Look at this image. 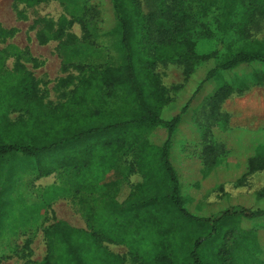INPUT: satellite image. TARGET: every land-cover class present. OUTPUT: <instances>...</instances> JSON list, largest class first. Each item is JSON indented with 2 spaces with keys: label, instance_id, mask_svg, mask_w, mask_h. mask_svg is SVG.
<instances>
[{
  "label": "trees",
  "instance_id": "16d2710c",
  "mask_svg": "<svg viewBox=\"0 0 264 264\" xmlns=\"http://www.w3.org/2000/svg\"><path fill=\"white\" fill-rule=\"evenodd\" d=\"M21 1L36 4L43 0ZM111 2L119 22L121 64L87 67L64 103L46 105L34 74L20 61L9 70L7 53L0 50V159L31 163L39 178L72 168L77 183L83 188L90 185L85 190L94 194L116 185L112 166L120 154H131L135 156L131 170L143 179L138 190L123 201H101V216H93L92 231L55 218L45 231L47 250L41 264H126L124 257L110 252L107 243L126 244L139 264H207L211 257L217 264H227L220 261L221 255L233 252L219 245L226 236L223 221L262 218L264 208L229 209L217 218L191 213L171 162V144L194 97L220 72L246 64L255 70V85L264 86V41L248 40V24L235 23L241 6L249 1H217L212 14L215 38L224 45L221 55L198 51L201 35L210 32V26L201 21L209 16V0H156V12L149 15L142 13L141 0ZM263 6L254 3L246 14L264 16ZM232 32L241 42L234 40ZM167 61L183 67L185 82L173 88L174 95L156 73L157 65ZM234 91L220 88L212 105L221 106ZM114 92L122 95L123 110L93 107L103 94ZM15 113L19 116L12 120ZM159 128L167 132L162 145L150 140ZM257 169L264 171V159L250 161V173ZM12 187L8 185V193ZM53 191L57 188L48 190V197ZM258 199L264 200V190Z\"/></svg>",
  "mask_w": 264,
  "mask_h": 264
},
{
  "label": "rangeland",
  "instance_id": "374dc122",
  "mask_svg": "<svg viewBox=\"0 0 264 264\" xmlns=\"http://www.w3.org/2000/svg\"><path fill=\"white\" fill-rule=\"evenodd\" d=\"M209 1V16L201 18V21L210 26V32H203L201 35L198 51L201 54L221 55L224 45L215 38V18L212 14L218 7V0ZM246 1L249 2L241 6L235 23L248 24V40L264 41V16L251 17L246 14V10L254 3L264 5V1ZM141 3L144 15L156 12V0H141ZM118 27L119 22L111 0H43L36 4H27L21 0H0V50L7 53L6 66L12 70L17 61L24 64L36 77L40 94L48 106L68 101L83 73L88 72L87 67L115 68L121 64ZM211 32L212 35L208 36ZM231 35L235 41L241 42L235 32ZM206 66L207 63L200 69ZM79 67H85L84 71L79 70ZM156 73L170 95H174V87L185 82L183 67L175 61L159 63ZM256 83L255 70L249 65L241 64L233 70L220 72L202 88L183 115L189 124L195 121L202 140L201 143L198 142V137H182L197 141L188 142L184 146L183 154L188 153L187 159L197 160L200 156L211 154L213 161L219 154L214 144L208 143L212 138L211 131L216 136V125L225 120L226 116L221 111L222 106L212 105L213 94L223 87L243 92ZM93 107L98 110L117 111L123 110L125 103L122 95L114 92L109 96L103 94ZM18 116L15 113L10 118L15 120ZM189 124L184 125L181 133L192 134L187 127ZM166 135L167 132L159 128L152 133L150 140L162 144ZM240 143L241 140L236 137L231 152L227 155L222 153L225 158L235 157L236 162H242L244 156L239 150H243L244 146ZM175 144L176 138L173 148ZM200 146L201 149L204 148V152ZM174 156L172 150L173 163ZM134 162L135 156L120 154L111 170V178L116 185L107 192L90 194L85 190L90 185L81 187L72 168L58 170L49 178L41 179L37 177L31 163L25 164L19 158L0 159V264H41L47 250L45 231L55 218L75 228L94 230L96 224L92 219L94 215L101 216L99 211L103 199L121 202L134 194L141 185V174L131 170L130 164ZM250 179L238 182L234 196H228L227 203L214 205L212 211L220 213H212L216 215L211 217L217 218L229 209L240 211L243 208H264V200L258 199L259 193L264 190V174ZM51 182L57 187V191L51 192L49 197V193L45 192L43 196L46 186ZM10 184L20 186L18 197L12 198L7 192ZM56 197L59 198L54 200ZM185 204L187 207L186 199ZM193 214L200 218H211L203 208L196 209ZM222 225L223 234L226 236L218 241L219 245L221 248L231 249L233 257L223 253L221 262L264 264V217L253 220L237 217L223 221ZM106 246L113 254L124 257L126 264H139L130 256L126 244L107 243ZM203 256L208 258L206 251ZM207 264L217 263L211 257Z\"/></svg>",
  "mask_w": 264,
  "mask_h": 264
},
{
  "label": "crops",
  "instance_id": "0c3cea01",
  "mask_svg": "<svg viewBox=\"0 0 264 264\" xmlns=\"http://www.w3.org/2000/svg\"><path fill=\"white\" fill-rule=\"evenodd\" d=\"M221 106V111L226 118L217 123L215 132L218 134L216 136L213 130L211 131L212 142L209 143L210 145L214 144L219 150V154L213 159V163L210 158L211 154L200 156L197 160L194 158L187 159L188 153L183 154L184 146L190 142H197L191 138L182 139L183 136L198 137V142L202 141L195 121L189 124L183 117L171 144V155L173 150L175 163L171 162L177 173L182 194L188 203V210L194 213L196 209L203 208L208 211L209 217L220 213L212 211V207L219 203H227L228 196H234L233 192L239 181L246 178L251 180L252 177L264 174L261 169H257L253 173H250L249 170L250 161L264 159V86L254 84L243 92L234 91ZM185 124H189L187 127L193 135L181 133ZM243 135L244 137H242ZM236 137L241 140L240 144L244 146L243 150H239L244 156L242 162H236L235 157L232 159L225 158V155L229 151L231 152ZM175 138L176 144L173 148ZM201 150L204 152V148ZM222 153L226 154L223 155ZM25 173L27 175V171ZM49 177H41V179ZM54 188L57 187H54L52 182L48 184L43 196H45V192L52 191ZM19 189L20 186L17 185L12 187L9 190L10 196L12 198L18 197Z\"/></svg>",
  "mask_w": 264,
  "mask_h": 264
}]
</instances>
